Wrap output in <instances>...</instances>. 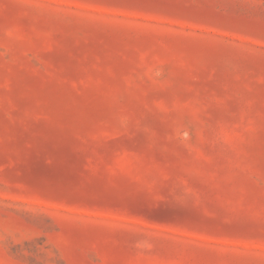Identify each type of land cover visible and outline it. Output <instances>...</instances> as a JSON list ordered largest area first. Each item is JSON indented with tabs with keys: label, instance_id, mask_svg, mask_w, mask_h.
<instances>
[{
	"label": "rangeland",
	"instance_id": "374dc122",
	"mask_svg": "<svg viewBox=\"0 0 264 264\" xmlns=\"http://www.w3.org/2000/svg\"><path fill=\"white\" fill-rule=\"evenodd\" d=\"M0 264H264V0H0Z\"/></svg>",
	"mask_w": 264,
	"mask_h": 264
}]
</instances>
